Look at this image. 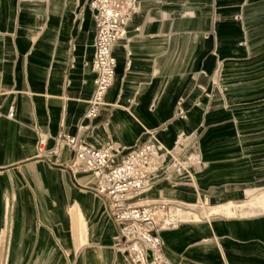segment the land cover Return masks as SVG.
Returning a JSON list of instances; mask_svg holds the SVG:
<instances>
[{
    "label": "crops",
    "instance_id": "crops-1",
    "mask_svg": "<svg viewBox=\"0 0 264 264\" xmlns=\"http://www.w3.org/2000/svg\"><path fill=\"white\" fill-rule=\"evenodd\" d=\"M86 3L0 0V211L2 194L12 195L11 243L5 254L23 264H67L63 251L69 260L77 253L75 264H130L113 248L117 229L103 199L91 189V177L72 176L62 164L66 152L49 162L35 150L38 132L52 136L62 129L73 134L87 107L94 77L89 66L94 21L87 7L83 21L74 20L76 7ZM231 11L220 16L216 0H138V13L127 28L130 52L116 50L121 62L86 141L98 146L110 139L132 146L144 130L172 119L179 97L184 98L186 118H173L167 130L157 131V139L170 147L179 130L198 127L205 111L195 83H207L199 71H212L214 48L224 56L240 46H235L239 24L221 22L231 19ZM212 18L214 36L206 35L203 25ZM195 99L201 105L194 106ZM11 104L15 113L8 119ZM218 119L204 128V160L212 171L197 185L212 197L232 199L246 192L242 183L251 178L248 156L264 159V139L250 135L264 129L213 122ZM52 142L48 138L47 146ZM155 187L179 190L165 182ZM259 202L264 204V194ZM244 206L222 204L220 210L234 215L184 221L162 231L165 257L171 264H264V206L254 209L259 212L255 215Z\"/></svg>",
    "mask_w": 264,
    "mask_h": 264
},
{
    "label": "built area",
    "instance_id": "built-area-1",
    "mask_svg": "<svg viewBox=\"0 0 264 264\" xmlns=\"http://www.w3.org/2000/svg\"><path fill=\"white\" fill-rule=\"evenodd\" d=\"M85 7L94 21L93 56L90 60L94 73L92 92L73 134L62 129L52 136L37 133L36 155L56 162L66 152L68 157L62 164L71 175L84 173L91 177V189L103 199L117 229L114 247L125 255L130 264H171L163 252L161 232L174 227L178 219L173 212L181 202L162 198L161 194L153 197L149 192L160 182L173 186L183 183L186 176L191 177V159L198 164L201 162L197 148L199 142L194 134H186L182 130L176 133L171 147L152 140L157 129L165 124L148 129L145 139L132 146L110 140L94 146L86 141L91 121L102 108L105 94L115 77L116 59L112 45L127 38V25L138 13V0H87L86 5L78 7L79 23L83 21ZM129 64L127 58L125 69ZM198 74L204 76L205 72L200 70ZM195 88L202 96L209 97L201 83H195ZM198 100L195 99L194 104ZM183 103L184 98L179 97L175 117L181 118L186 114ZM5 117L14 118V105H9ZM59 125L63 127V114ZM48 138L53 141L50 146L46 144ZM204 201L207 202L205 196Z\"/></svg>",
    "mask_w": 264,
    "mask_h": 264
},
{
    "label": "rangeland",
    "instance_id": "rangeland-1",
    "mask_svg": "<svg viewBox=\"0 0 264 264\" xmlns=\"http://www.w3.org/2000/svg\"><path fill=\"white\" fill-rule=\"evenodd\" d=\"M216 3L220 16H222L223 12L226 13L227 10L232 9L230 13L231 19L222 20L221 22L224 25H229L228 23H231V21L239 24V38L235 39V41H238L235 42V46L237 43H240L243 49L240 50L241 47L236 46L231 48L226 55L219 56L216 48H214L211 51L215 59L214 67L210 73L206 72L205 69L203 70L205 72L203 77L207 79V83L201 84L204 85L209 94V97L203 96L202 99L204 101L202 111L204 110L206 115L205 113L203 114L204 119L198 127L190 131H184L186 134H194L196 140L199 142L197 148L200 150L201 162L198 164L195 160L191 159L193 163L191 170L194 174L191 172V177L186 176L183 183L173 185V187H176L175 189H179L176 190L177 192H169L171 189L160 191L157 187H154L149 192L150 196L161 194L162 198H172L181 202L179 205H176L177 209L173 212L174 217L179 221L177 220L174 227L169 229L176 228L184 221H186L184 223H194L192 221L206 219L209 221L210 218L216 216L229 217L234 215V211L233 213H225L220 210L219 205L222 204L229 203L231 209H234V205L244 204V208L251 210L250 213L252 215L259 213L256 210L254 211V209L264 206V204L261 205L259 202V198L264 194V159L254 157L253 155L248 156L249 159L247 158V165L250 167V170L247 171L251 175V178L242 183L247 185L245 194L240 193L233 196L232 199L228 198V196L222 198L220 196L212 197L208 193L209 190L201 189L197 185V183L203 184L206 176L212 171V164H207L204 160V157L208 156L206 149H202L201 143L205 125L210 124V121L215 118H220L213 122L256 125L258 127L252 129H264V0H216ZM79 6L76 7L74 12V20L78 24H80L77 12ZM203 22L204 28H207V31L204 33L214 36V18L206 22L204 20ZM70 44L72 48L73 45L72 43ZM67 80L66 78L65 81L67 82ZM202 100L199 99V103L194 104V106L201 105ZM186 114L181 118L173 116L172 119L167 121L157 131H161L165 127L167 130L173 118L184 119L187 116ZM92 128L93 125H91ZM147 130L142 132V139L136 141V143H140L145 139ZM250 135L260 136L262 137L261 140L264 139V131L251 132ZM115 143L119 144L118 142ZM263 149L264 147L260 150ZM252 151L255 150L253 149ZM237 167H244V165H237ZM180 190L187 191L188 194H180ZM223 190L224 188H221V193ZM175 195L182 196L183 198ZM204 196L207 198V202L204 201ZM13 203L14 199L12 195L7 193L2 194L0 211V264H23L25 262L24 260L19 261L15 259L13 254L10 255V252L5 254V248L7 249L11 243ZM212 207L216 209H210ZM261 213L264 214V208ZM113 248L118 251L114 247V244ZM118 252L120 253V251ZM63 255L65 263L75 264L77 262V253L73 260L67 259L65 251H63Z\"/></svg>",
    "mask_w": 264,
    "mask_h": 264
},
{
    "label": "bare ground",
    "instance_id": "bare-ground-1",
    "mask_svg": "<svg viewBox=\"0 0 264 264\" xmlns=\"http://www.w3.org/2000/svg\"><path fill=\"white\" fill-rule=\"evenodd\" d=\"M131 21V20H130ZM130 24L127 25V28L129 27ZM116 50H119L121 51V54L124 55L126 51L130 52L129 50V37L127 38H123V39H120L118 41H116L113 45H112V52L114 53L115 55V59H116V66L115 68L117 69V66L118 64L121 62V58H119L116 54ZM121 55V56H122ZM89 66H90V63H89ZM91 70V68H90ZM91 72L93 73V71L91 70ZM94 75V73H93ZM113 83V82H112ZM112 85V84H111ZM110 85V86H111ZM89 100V99H88ZM199 101L196 103L198 104ZM103 104H104V101H103ZM14 113H15V109H14ZM183 117V116H182ZM156 135H157V131L155 132V134L153 135V137L151 138L152 140H154L155 142L159 143V144H162L163 146H165L163 143H161L158 139H156ZM142 139V138H141ZM166 147V146H165ZM232 213V212H231Z\"/></svg>",
    "mask_w": 264,
    "mask_h": 264
}]
</instances>
